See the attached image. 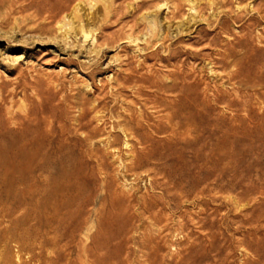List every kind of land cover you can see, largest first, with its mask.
<instances>
[{
	"label": "rangeland",
	"instance_id": "obj_1",
	"mask_svg": "<svg viewBox=\"0 0 264 264\" xmlns=\"http://www.w3.org/2000/svg\"><path fill=\"white\" fill-rule=\"evenodd\" d=\"M23 4L0 5V264H264V0Z\"/></svg>",
	"mask_w": 264,
	"mask_h": 264
},
{
	"label": "bare ground",
	"instance_id": "obj_2",
	"mask_svg": "<svg viewBox=\"0 0 264 264\" xmlns=\"http://www.w3.org/2000/svg\"><path fill=\"white\" fill-rule=\"evenodd\" d=\"M24 1L25 0H0V5L1 6H3V7H5L6 9H9L10 10V12H15V13H17L18 12V14L19 13H21V12H23V11H25V6H26V4H23L24 3ZM159 1V0H158ZM34 2H36V1H34ZM43 2V1H42ZM144 2V1H143ZM41 3V2H40ZM58 4H60V3H58ZM68 4V3H67ZM140 4V3H139ZM63 5H65V4H63ZM144 5H145V3H144ZM27 6H29V5H27ZM37 6H40V5H38L37 4ZM44 6V5H43ZM42 6V7H43ZM46 6V5H45ZM32 7H34V6H32ZM64 7V6H63ZM28 8V7H27ZM41 8V7H40ZM46 8H47V6H46ZM45 8V9H46ZM60 8V7H59ZM195 8V7H194ZM193 8V9H194ZM34 9V8H33ZM49 9V8H48ZM47 9V10H48ZM39 10V9H38ZM44 10V9H43ZM42 10V11H43ZM21 11V12H20ZM42 11H41V13H42ZM202 11V10H201ZM47 12V11H46ZM34 13V12H33ZM50 13H51V11H50ZM53 13H55L54 11H53ZM53 13H52V15H53ZM6 15V14H5ZM37 15V14H36ZM10 16V15H9ZM28 15H26V17H27ZM47 16V15H46ZM45 16V17H46ZM54 16H56V15H54ZM4 17V16H3ZM2 17V18H3ZM8 17V16H7ZM13 17V16H12ZM12 17H11V19H12ZM24 17H25V14H24ZM31 17V16H30ZM30 17H28V18H30ZM40 17V16H39ZM13 18H15V16L13 17ZM42 18H43V16H42ZM41 18V19H42ZM52 18V17H51ZM27 19V18H26ZM34 19V18H33ZM54 19V18H53ZM10 20V19H9ZM6 21V20H5ZM54 21V20H53ZM7 22V21H6ZM37 22H38V20H37ZM8 23V22H7ZM34 23H36V22H34ZM3 23L2 22H0V25H2ZM43 24V23H42ZM34 26H35V24H33ZM39 25V24H38ZM37 25V26H38ZM36 26V27H37ZM43 26V25H42ZM38 28H40V27H38ZM44 28V26L42 27V29ZM62 27H60L59 28V30L61 29ZM36 29V28H35ZM39 31H40V29H39ZM36 32V31H35ZM86 35V37L88 36V34H85ZM21 73V72H20ZM24 81H26V80H24ZM35 82V81H34ZM31 84V83H30ZM38 84H36L35 85V87L37 86ZM33 87V86H32ZM27 88V87H26ZM81 108V107H80ZM84 114V113H83ZM28 117V116H27ZM80 117V116H79ZM81 118V117H80ZM84 118V117H83ZM8 120H9V122H10V124L8 125V127H7V129H5V130H15V131H24L25 132V124H26V118H21V117H19V114L17 115V113L16 114H12V116H11V118H8ZM6 121V120H5ZM78 121V120H77ZM79 122H82V120H80ZM130 124V123H129ZM84 125V124H83ZM118 125V124H117ZM6 126L7 125H5V128H6ZM85 126V125H84ZM130 127V126H129ZM27 129H28V127H27ZM26 129V130H27ZM127 130V132L129 131L128 129H126ZM27 131H30V130H27ZM136 131V130H135ZM136 132H138V131H136ZM131 133V132H130ZM132 133H134V132H132ZM32 134V133H31ZM136 134V133H135ZM28 136H30V135H28ZM88 136V135H87ZM131 136V135H130ZM24 137V136H23ZM89 138V137H88ZM86 139H87V137H86ZM143 139V138H142ZM17 140H18V138H17ZM22 140H25V141H30V139H28V138H23ZM24 141V142H25ZM140 145V144H139ZM16 161H17V159H16ZM20 163V162H19ZM7 165V164H6ZM70 167V166H69ZM22 169H23V167H22ZM20 173V172H19ZM45 181V180H44ZM48 184V183H47ZM23 185V184H22ZM109 185V184H108ZM44 190V189H43ZM51 193V192H50ZM150 215V214H149ZM154 218H156L155 216H154ZM155 220H157V219H155ZM41 236V235H40Z\"/></svg>",
	"mask_w": 264,
	"mask_h": 264
}]
</instances>
